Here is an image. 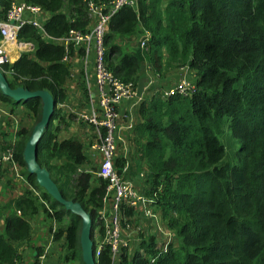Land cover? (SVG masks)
<instances>
[{
	"label": "trees",
	"instance_id": "trees-1",
	"mask_svg": "<svg viewBox=\"0 0 264 264\" xmlns=\"http://www.w3.org/2000/svg\"><path fill=\"white\" fill-rule=\"evenodd\" d=\"M11 1L0 0V19ZM23 1L48 14L42 26L51 38L69 29L86 31L90 25L87 0ZM138 29L148 33L143 50L138 44L123 50L115 43L117 37ZM16 37L33 49L4 63L0 72L11 89L46 90L53 98L36 162L46 169L63 199L88 213L95 246L102 236L98 210L105 181L92 173L96 168L90 167L84 143L75 135H61L60 125L67 129L73 117L59 106L70 76L69 65L62 61L65 51L29 24L22 25ZM102 45L106 69L120 82L136 87L141 55L153 77L148 97L136 105L132 133L145 168L144 194L156 192L153 205L173 235L162 253L155 250L151 234L138 232L136 248L130 256L121 250L117 264H147V255L155 256L151 264H264V0H137L134 7L122 6L110 15ZM184 66L193 74V91L163 95L165 88L155 87L161 71ZM78 82L83 85L80 75ZM0 104L23 107L33 125L39 120L36 97L14 102L0 92ZM33 125L18 128L8 146L10 162L19 168L26 186L0 205V211L7 212L0 230V264L21 263L11 243L29 238L30 219L39 213L55 225L52 239L63 238L59 260L83 264L80 219L25 170L22 151ZM225 130L239 141L238 164L221 162L224 145L227 148ZM121 165L122 160L115 158L117 171ZM94 258V264H108V249H100Z\"/></svg>",
	"mask_w": 264,
	"mask_h": 264
},
{
	"label": "built area",
	"instance_id": "built-area-1",
	"mask_svg": "<svg viewBox=\"0 0 264 264\" xmlns=\"http://www.w3.org/2000/svg\"><path fill=\"white\" fill-rule=\"evenodd\" d=\"M136 2L137 0H107L106 2L87 0V11L91 18L87 30L69 29L65 35L59 38H51L45 34L42 22L48 14L34 4H28L24 1H11L4 18L0 19V68L4 63H9L4 50L5 45H14L13 47L20 53L32 51L31 43L20 41L16 37L18 29L24 24L33 27L46 41L62 45L65 51L62 61L67 65H70L71 51H75L77 48L81 49L82 55H86L89 50L93 53L98 114L93 111L80 113L79 119L91 124L98 131L97 139L88 145V152L93 154L97 163L96 169L92 173L105 181L102 206L98 210V216L102 222V236L96 240L93 256L96 257L99 250L106 247L109 255L108 264L118 263L121 256L120 250L125 243H128L126 239L128 234L139 230V226L134 221L137 215L156 223L153 226L152 235L154 237V234L158 232L157 237L160 239L157 241L155 237L153 238L156 251L162 253L166 251L173 238L170 231L166 228L161 229L159 226L153 205L156 192H152L151 195L138 192L133 181L123 175L126 164L124 163L119 171L114 166V159L118 156L114 139L115 119L117 117L115 108L122 99L135 96V86L131 82H120L106 69L103 60L102 37L106 32L110 15L122 6L134 7ZM147 39L148 33L142 31V36L138 42L141 50L145 48ZM181 69L183 73V69L187 68L184 66ZM182 73L173 85L163 90V95L166 96L171 93L187 95L193 91V84ZM150 83L149 80L148 84ZM10 159L11 147H7L6 152L0 154V165L5 161L10 162ZM11 167L14 171L17 170V166L12 162ZM85 171L90 170L86 169ZM18 177L22 179L20 175ZM140 178H143L141 173ZM106 205L107 208L105 209ZM124 210H130L131 213L127 215ZM154 259V255H147V264H151Z\"/></svg>",
	"mask_w": 264,
	"mask_h": 264
},
{
	"label": "crops",
	"instance_id": "crops-1",
	"mask_svg": "<svg viewBox=\"0 0 264 264\" xmlns=\"http://www.w3.org/2000/svg\"><path fill=\"white\" fill-rule=\"evenodd\" d=\"M12 1H23V0H12ZM142 36V30L138 29L134 34L130 36H119L115 39V43L120 41V45L123 50H133L138 44L140 38ZM130 40H133V44L130 43ZM14 45L7 44L5 45V52L8 56L9 63H12L14 60L18 58L20 52L13 47ZM12 49L13 52L9 54V50ZM80 50V51H79ZM16 51V52H15ZM82 51L80 48L75 49V51H71V61L69 62V79L65 83V98L60 106L62 109V113L72 114L75 118V121L84 124L82 120L79 119L80 113H88L89 111H93L98 114L97 107V87L95 84V75L93 70V53L89 50L86 55H82ZM142 66L139 69L140 78H146L151 81L150 84L148 82L145 83V88L143 91L142 97H148L151 90H148V86L153 84V77L149 75L148 64L144 59V56H140ZM179 69V68H178ZM181 69V68H180ZM148 71V73H147ZM177 73H173V82L175 83L178 78L181 76V71H175ZM79 75L83 81V85H81L79 80ZM182 75H185L187 79L191 82L193 80V74L187 69H183ZM139 78V79H140ZM161 82V80H160ZM138 99L135 96L127 99H122L120 103L116 106L115 111L117 117L115 119V131H114V139L116 142L117 150H118V158L122 160V165L126 164V170L123 173L124 177L133 181L135 189L144 193V184L143 178H140V173L143 174L144 177V163L142 162V156L139 150L137 143H135L133 139V127L137 121L136 115V105L138 103ZM28 112L23 107L17 106L14 109H11L8 104H0V154L6 152V146L8 147L13 141H15V132L18 127L15 129L13 127L12 121H16L13 119L9 124L11 127L8 129L4 126L5 119L10 117V113L21 114ZM30 114V113H29ZM17 123V122H16ZM86 124V123H85ZM87 125V124H86ZM31 126V125H30ZM29 126V127H30ZM13 127V128H12ZM24 127V128H29ZM92 134H86L87 138L84 144V151L87 155L88 160L90 161V167L96 168V159L92 153L88 152V145L95 141L98 137V131L95 127L91 126ZM4 145V146H3ZM116 157V158H117ZM121 165V167H122ZM7 170L11 173H15V171L11 167V162L5 161L0 165V190L2 188L3 193L5 191H11L13 195L11 197H15L20 194L23 185L26 186L25 181L22 180L15 174L17 179H3L2 171ZM94 171V170H91ZM15 185H14V183ZM6 184H10L9 186H4ZM14 186V188H12ZM9 197V198H11ZM5 200V202L9 199ZM3 202V203H5ZM2 203V204H3ZM107 208V205L105 209ZM158 217V222L161 223V214L158 207H155L154 210ZM2 212V211H1ZM3 215H0V230L2 226V218L7 212H3ZM134 221L136 225L142 226L148 229L146 234L153 235V226L156 224L155 222H150L145 220L140 215L135 216ZM45 220L41 214H37L30 219V235L27 240L24 242H12V247L17 250L21 256L20 264H73L68 262H61L59 260V255L62 253V244L63 238H59L57 240L52 239V230L55 228V225L50 223L44 224ZM51 226V227H50ZM142 227V228H143ZM50 228V229H49ZM52 228V229H51ZM140 228V227H139ZM137 233L139 231H136ZM154 236H158L154 234ZM129 237V235L127 236ZM130 238V237H129ZM158 238V237H157ZM136 246L131 248V243H125V245L121 248L122 252L126 253L127 256L131 255L132 249H135ZM120 250V251H121ZM50 253L47 258H45L46 253ZM139 253H142L141 248L138 250ZM121 253V252H120ZM43 257L45 259H43ZM130 258V257H128Z\"/></svg>",
	"mask_w": 264,
	"mask_h": 264
},
{
	"label": "water",
	"instance_id": "water-1",
	"mask_svg": "<svg viewBox=\"0 0 264 264\" xmlns=\"http://www.w3.org/2000/svg\"><path fill=\"white\" fill-rule=\"evenodd\" d=\"M146 78H140L135 87V97L140 99L145 88ZM0 92L9 97L12 101L17 102L28 97H36L40 101V117L39 120L32 126L31 131L25 141L22 159L25 165V170L28 175L33 176L36 184L40 186L52 199L71 214L80 219L79 228V249L80 258L83 264H94L93 250L94 246L91 240V224L87 212L81 206L70 200H65L59 194L55 183L50 179L45 168L39 166L36 162V147L40 140L42 131L51 119L54 108V100L46 90L28 91L22 87L11 89L5 78L0 72Z\"/></svg>",
	"mask_w": 264,
	"mask_h": 264
},
{
	"label": "rangeland",
	"instance_id": "rangeland-1",
	"mask_svg": "<svg viewBox=\"0 0 264 264\" xmlns=\"http://www.w3.org/2000/svg\"><path fill=\"white\" fill-rule=\"evenodd\" d=\"M118 44H120V41H117ZM130 43L134 45L133 43V40H130ZM13 52L12 49L9 50V54H11ZM16 52V51H15ZM142 66V62L140 63L139 65V69L140 67ZM180 70L182 72V69H176V68H170V69H163L160 73V75L157 77V80H156V88L157 89H166L167 87H169L170 85H173V73H177L175 71H178ZM189 72V71H188ZM161 80V82H160ZM189 81V79H188ZM161 89V90H162ZM13 119H15L16 121H12ZM12 121V125L13 127L15 126V129L18 128V127H29L30 125H33V122L34 120H32V117L31 115L29 114V112H26V113H21V114H14V113H10V117L6 118L5 119V123H4V126L6 128H10L11 125L9 124L10 122ZM17 122V123H16ZM86 123V122H85ZM80 124L78 122L75 121V118H71L70 119V125L68 126L67 129H65L63 126V124L60 125V131H61V135L63 136H68V135H75L77 136L82 142H85L87 136L86 134L88 135H91L92 134V129H91V126L86 123V124ZM12 127V128H13ZM224 137L226 138V141H227V148L225 147L224 145V139L222 137V135L220 136V140L221 142L223 143L224 145V155L221 159V162H224V163H227L229 165H235V164H238V160H237V153H236V150L238 148V145H239V141L237 139H235L234 137H232L229 133V131L225 130L224 132ZM4 146V145H3ZM6 149H7V146H6ZM16 171L15 173H11L7 170H4L2 171V176L1 178L3 179V181L7 178L9 179H17L19 181V178L18 177H15L14 175L16 174L17 176H19V168L16 167ZM22 182H24L23 180V177H22ZM14 183V182H13ZM1 184V183H0ZM10 184H6L4 186H9ZM15 185V183H14ZM24 186V185H23ZM12 188H14V186H12ZM13 195V193L11 191H5V193H3V190L1 188L0 190V205L5 202V200L7 199V197H11ZM4 213L0 211V215H3ZM43 216L45 222L44 224H47L50 223V219L46 218L45 215L43 213H39ZM159 226L161 229H164L166 228V230H169L166 225L164 227V224L161 220V223H159ZM139 232L143 233L144 236L146 235H149V234H146L148 232V229L144 228L142 226V224L139 226ZM143 227V228H142ZM171 231V230H170ZM129 237H127L126 239L129 241V243H131V248H133L134 246L137 245V239H138V236H137V232H132V233H129L128 234ZM93 236H94V239L96 240L97 237H96V231L94 230L93 232ZM155 239L157 241H160L159 238H157L156 236H154ZM50 253H46L45 255V258H47V256L49 255ZM43 257V259H45ZM68 263H73V264H79L77 261H67Z\"/></svg>",
	"mask_w": 264,
	"mask_h": 264
}]
</instances>
